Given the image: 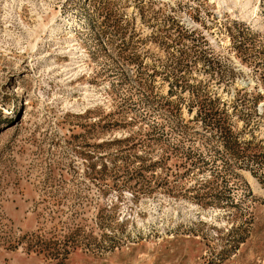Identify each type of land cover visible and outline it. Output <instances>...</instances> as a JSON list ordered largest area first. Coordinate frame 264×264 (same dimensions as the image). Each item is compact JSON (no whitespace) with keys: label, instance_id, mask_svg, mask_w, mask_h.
<instances>
[{"label":"rangeland","instance_id":"1","mask_svg":"<svg viewBox=\"0 0 264 264\" xmlns=\"http://www.w3.org/2000/svg\"><path fill=\"white\" fill-rule=\"evenodd\" d=\"M0 264H264V0H0Z\"/></svg>","mask_w":264,"mask_h":264}]
</instances>
